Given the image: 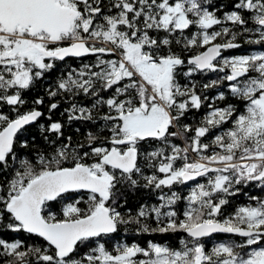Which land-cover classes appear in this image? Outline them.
<instances>
[{"label":"snow or ice","instance_id":"obj_1","mask_svg":"<svg viewBox=\"0 0 264 264\" xmlns=\"http://www.w3.org/2000/svg\"><path fill=\"white\" fill-rule=\"evenodd\" d=\"M0 264H264V0H0Z\"/></svg>","mask_w":264,"mask_h":264},{"label":"trees","instance_id":"obj_2","mask_svg":"<svg viewBox=\"0 0 264 264\" xmlns=\"http://www.w3.org/2000/svg\"><path fill=\"white\" fill-rule=\"evenodd\" d=\"M247 47H248V45H243L241 48H239V49H233L231 51H233V52H243ZM141 239H143V238H141Z\"/></svg>","mask_w":264,"mask_h":264}]
</instances>
